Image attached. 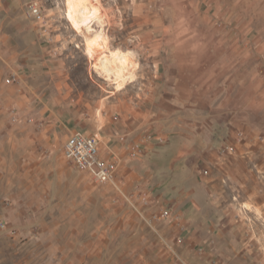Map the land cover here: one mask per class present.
I'll list each match as a JSON object with an SVG mask.
<instances>
[{"label": "rangeland", "instance_id": "obj_1", "mask_svg": "<svg viewBox=\"0 0 264 264\" xmlns=\"http://www.w3.org/2000/svg\"><path fill=\"white\" fill-rule=\"evenodd\" d=\"M92 2L101 20L93 21L96 32L88 33L68 19V0H0V264H191L177 250L184 234L196 227L184 228L180 221L199 218L192 210L186 214L189 194L207 205L203 214L217 231L241 237L222 241V258L230 259L228 249L237 248L239 264H264V127L256 126L248 141L239 135L253 156L244 157L242 172L235 175L236 151L225 139L224 116L210 110L169 112L166 95L149 91L157 79L155 55L149 43H139L149 41L150 34L168 36L164 30L173 6L168 0ZM32 3L43 10L44 25L27 18ZM218 3L219 19L229 24L219 34L238 41L239 65L234 76L209 82L210 105L226 104L227 87L237 91L247 78L256 83L264 73V0ZM98 33L104 48L97 58L130 56L123 80L108 79L87 53L86 38ZM246 58L248 64H241ZM211 66L210 61L206 68ZM16 73L17 80L9 82ZM6 91L10 103L2 97ZM130 102L147 122L140 120L146 124L137 126L138 139L121 141L132 178L129 184L118 178V190L93 181L63 158L69 134L63 124L72 125L71 111L80 108L91 116L88 129L96 134L87 137H98L106 151L103 129L119 119L126 123L123 129L136 121ZM55 121L64 134L51 126ZM52 129L54 140L48 138ZM33 130L45 131V138L38 140ZM214 185L215 190H206ZM214 204L223 208L214 210ZM164 210L170 211L167 219L161 217ZM201 249L196 251L202 254Z\"/></svg>", "mask_w": 264, "mask_h": 264}, {"label": "crops", "instance_id": "obj_2", "mask_svg": "<svg viewBox=\"0 0 264 264\" xmlns=\"http://www.w3.org/2000/svg\"><path fill=\"white\" fill-rule=\"evenodd\" d=\"M178 1L179 0H168L173 6L168 11V20L171 24L165 25L164 30L165 34L168 36H162L160 39H156L150 34L151 38L149 37V41L144 40L139 43L140 46L149 43L154 51L151 54L155 55L154 65L155 76L157 79L149 91H151V93L153 92L152 94L155 95L161 91V93L166 95L168 100L166 106H168L169 112L174 113L179 110L205 112L210 110L218 113L215 114L218 117L224 116L225 120L223 121L227 124L225 126V132L228 131V133H225V135H227V138L225 139L230 146L235 148L236 151L233 159L237 161V164L233 165L232 170L235 175H239L242 172L241 165L246 163L244 157L247 158L248 156V158H251V156H253L248 149L250 148L248 147L249 142L243 141V143H241L239 135H245L246 141H248V139L254 134L253 130L256 126L264 127V117L259 116L261 112L264 113V73H262V77H256V83L255 78L250 76V78H247L246 80L249 82L244 83V85L239 87L240 89L237 91H232L233 87L231 86L227 87L226 91L231 92V98L228 99L226 104L220 102L216 105H210L207 100H209L208 97L213 89L211 88L213 84H209V82L213 79L215 81L223 80L227 75L232 73V76H234L237 70V66L239 65L236 52L238 41H236L234 37L229 38L219 34L229 27L227 22H221L222 20L219 19L221 18V8L218 9L217 7L219 5L218 2L221 0H182L183 2L189 1L192 3L190 7L186 4L180 6L177 3ZM205 5L207 6L204 8L203 6ZM226 14L227 13H224L223 16ZM223 16L222 18H224ZM216 19L218 20L216 21ZM207 34L209 35L207 36ZM169 36H171V38ZM211 54H213L212 57H209L208 55ZM210 61L213 66L206 68ZM240 63L248 64V59L246 58L244 62ZM217 72H219L218 76H216ZM232 79L235 80L236 78L234 77ZM1 87L0 84V88ZM163 87L164 90H162ZM4 95H6V97ZM2 97L7 98V101H9L8 103H10L11 99L7 95V91ZM193 98H196V103L192 102L194 101ZM21 101H23V99H21ZM130 105L131 111L135 113L130 114L136 119L133 124L131 123V127L123 129V126L126 123L124 119H122V122H120L119 119L114 125L108 124L104 129L102 126L99 128L104 130L101 135L104 140L103 143L106 145V151L102 148L104 154L116 156L122 161V169L118 174V178L122 179L125 184L128 183V180H131L132 175L130 172H127L124 165L125 163L123 162L126 150L120 148V146H123L124 144V142L122 143L121 141L124 139L128 140L130 136H135L134 139H138L140 135L139 133L135 134V132H137L139 127L146 124L140 120L147 122L142 112L135 106H132L133 104L131 102ZM127 108L128 106L125 108L122 117L126 116V112H128ZM71 112H75L73 124H63L65 129H69V134L67 135V140H65L64 146L74 132L83 135L85 134L86 136L96 135L95 133L91 134L88 129V118L91 116H87V113L86 115H83L80 108H76ZM262 121L263 123H261ZM51 126L54 127L55 131H59L57 133H65V129L60 127L57 121L52 123ZM29 128L32 129L33 127L29 126ZM43 128L45 127L43 126ZM122 131H124V133H122ZM259 132L261 131L259 130ZM33 133L36 134L38 140H42L43 137L45 138L46 136L45 131L35 132L33 130ZM54 136L55 132H53L52 129L48 138L53 139ZM64 146L62 151L63 158H65ZM213 153L218 155L220 151L215 149L213 150ZM247 170L249 169L247 168ZM249 174L250 170L247 171V175ZM125 187H127V185ZM215 188V185L212 187L208 186L206 187V190L213 191ZM198 191L200 190L191 189L190 193H198ZM191 197L192 196L189 194V202L187 201L188 204L185 209L186 214L190 213L192 210V212L198 213L199 218L197 219V222H193L188 218H184L180 221L184 228L192 227L193 225H196V227L193 226L192 233L184 234V241L182 244H178L177 250L191 264H239L242 255L241 252L238 253L237 248L228 249L230 250L228 254L231 255V258L226 260V258H222L218 246H221V244L224 243H222L224 240L227 242L228 236H230V238H235L237 241L241 239V237L237 235L238 233H227L222 230L217 231V227L214 225V220H207V216L203 214V212L207 210V205L205 203L203 204V201L199 196L194 199H191ZM206 202L209 203L211 201L206 199ZM211 206L214 210L223 208L216 204ZM177 223H175V225ZM210 224H212V226H208ZM202 229H205V231ZM198 246L202 247V254L196 251Z\"/></svg>", "mask_w": 264, "mask_h": 264}, {"label": "built area", "instance_id": "obj_3", "mask_svg": "<svg viewBox=\"0 0 264 264\" xmlns=\"http://www.w3.org/2000/svg\"><path fill=\"white\" fill-rule=\"evenodd\" d=\"M27 18L36 23L45 24L46 17L37 3H32L26 12ZM17 80V73L8 81ZM139 155L140 152H135ZM134 155V153H133ZM134 155V157L136 156ZM65 159L75 168L88 174L91 179L99 184L113 185L121 190L118 185L120 160L116 156L105 155L98 137H87L74 132L64 146ZM208 174V171H205ZM171 216L169 210L161 213L163 219Z\"/></svg>", "mask_w": 264, "mask_h": 264}, {"label": "bare ground", "instance_id": "obj_4", "mask_svg": "<svg viewBox=\"0 0 264 264\" xmlns=\"http://www.w3.org/2000/svg\"><path fill=\"white\" fill-rule=\"evenodd\" d=\"M99 13V8L93 4L92 0H68V19L77 28H86L88 33L96 32L91 23L101 20ZM85 46L90 58L96 60L99 51L104 48V40L98 33L92 37H87ZM97 61L95 68L106 74L109 77L108 79L115 76V80H123L124 73L129 70L130 56L127 54H112L110 56L102 53Z\"/></svg>", "mask_w": 264, "mask_h": 264}]
</instances>
